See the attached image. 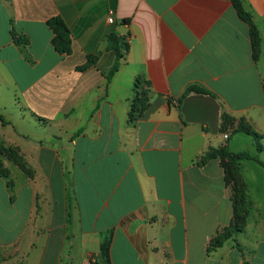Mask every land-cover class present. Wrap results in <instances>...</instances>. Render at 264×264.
Wrapping results in <instances>:
<instances>
[{"label": "crops", "instance_id": "crops-1", "mask_svg": "<svg viewBox=\"0 0 264 264\" xmlns=\"http://www.w3.org/2000/svg\"><path fill=\"white\" fill-rule=\"evenodd\" d=\"M243 3L258 60L233 0H0V143L25 165L1 156L0 264H264V150L233 141L264 135V0ZM111 34L131 43L108 79ZM193 85L216 97L179 103ZM225 147L258 160L239 164L243 231L215 247L237 223L230 164L201 157Z\"/></svg>", "mask_w": 264, "mask_h": 264}, {"label": "trees", "instance_id": "trees-1", "mask_svg": "<svg viewBox=\"0 0 264 264\" xmlns=\"http://www.w3.org/2000/svg\"><path fill=\"white\" fill-rule=\"evenodd\" d=\"M233 1L239 17L250 27L254 57L256 60H258L261 56V51H262V41H263L262 36L254 22L253 15L250 12H248L247 9L245 8L243 0H233ZM48 24L54 33V38H53L54 48L61 54L70 55L72 52V39H71V32L68 26L63 22L61 18H53L48 22ZM16 40L18 41V43L24 45H28L30 43V40L27 37L21 35L16 37ZM128 47L129 46L125 43L124 39L118 37L115 34H111L109 36L108 50L112 51L115 54L116 63L112 68V70L110 71L108 79H111V77L118 71V68L120 66L119 61L123 57L124 50H128ZM192 93L197 95H209L214 98L216 97L214 93L208 91L207 89L198 85H193L190 86L187 89V91L184 93V95L181 97V99H179V103L182 104L183 100ZM146 100L147 97L139 101L141 105L140 109L134 108L132 112L133 120H136L137 117H139L142 114V111L146 107ZM224 118L227 117L225 116ZM227 123H229V121ZM225 128H227V124L224 125L222 131L225 130ZM235 132L244 133L248 136L253 137L256 143L258 144V150L259 151L264 150L262 145L260 144L262 141H264V135L258 133L250 124L246 122H242L240 127ZM0 155L9 158H11V156H14L15 159L21 162V164L23 163L22 158L18 156V152L15 149L6 148L3 145H1V143H0ZM219 158L222 160H226L230 164V166L227 167L226 170V175H227L226 177L228 183L233 185L234 206H235L237 223L232 228L228 229L222 237H220L214 242L215 247L220 246L223 243V241L228 240L233 235L243 231L240 225L245 222L246 217L249 214L250 205L247 196L248 187L239 171V164L245 160H256V161L258 160L257 158L251 156L249 153L246 152L234 153L231 152L228 147H225L223 149L210 148L201 157V161L207 162ZM23 168H25L24 163H23ZM104 253L107 255L108 253L107 248L104 249Z\"/></svg>", "mask_w": 264, "mask_h": 264}, {"label": "rangeland", "instance_id": "rangeland-1", "mask_svg": "<svg viewBox=\"0 0 264 264\" xmlns=\"http://www.w3.org/2000/svg\"><path fill=\"white\" fill-rule=\"evenodd\" d=\"M238 137V138H237ZM234 138L235 139H233V141H234V143L236 142V143H239L241 146H243L245 149L244 150H248V152H255L258 148H257V145H256V142H254L255 143V145H256V147H254V148H251V146L250 145H244L245 144V140L246 141H249V144H250V142L253 140V138L251 137V136H247V135H245V134H239V135H235L234 136ZM240 138H243V139H240ZM253 142V141H252ZM261 145L263 146V149H264V141H262V143H261ZM11 148H13V149H15L16 150V148H14V147H11ZM17 151V150H16ZM6 157V156H5ZM11 158H12V160L15 158L14 156H11ZM2 160H3V158L1 157V155H0V164H1V162H2ZM12 173L13 174H15V173H21V171H20V169L18 168V167H16V166H14L13 164H12Z\"/></svg>", "mask_w": 264, "mask_h": 264}, {"label": "built area", "instance_id": "built-area-1", "mask_svg": "<svg viewBox=\"0 0 264 264\" xmlns=\"http://www.w3.org/2000/svg\"><path fill=\"white\" fill-rule=\"evenodd\" d=\"M114 22V18L113 17H111L110 19H109V23H113ZM125 43L127 44V45H129L130 43H131V38L130 37H128L126 40H125ZM225 138H228V136H225ZM84 264H97V259H96V257H90L89 259H87L85 262H84Z\"/></svg>", "mask_w": 264, "mask_h": 264}, {"label": "water", "instance_id": "water-1", "mask_svg": "<svg viewBox=\"0 0 264 264\" xmlns=\"http://www.w3.org/2000/svg\"><path fill=\"white\" fill-rule=\"evenodd\" d=\"M187 102H188V101H186V103L184 104V109H186V106H187Z\"/></svg>", "mask_w": 264, "mask_h": 264}]
</instances>
